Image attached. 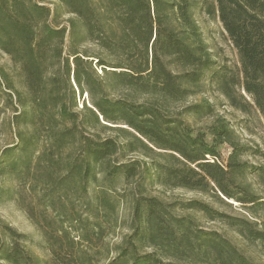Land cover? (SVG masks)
Returning <instances> with one entry per match:
<instances>
[{
  "label": "trees",
  "instance_id": "obj_1",
  "mask_svg": "<svg viewBox=\"0 0 264 264\" xmlns=\"http://www.w3.org/2000/svg\"><path fill=\"white\" fill-rule=\"evenodd\" d=\"M60 10L68 15L64 22ZM197 12L220 21L237 52V70L213 60ZM0 51L20 69L17 82L0 67L16 137L0 153V175L36 179L43 171L48 194L62 189L83 200L88 221L96 218L99 242L104 224L112 223L106 217L117 209L109 190L135 181L131 233L109 264H258L220 233L200 228L191 215L176 216L172 206L144 192L160 185L238 204L250 218L198 200L183 207L259 243L264 253L258 221L264 216V149L242 145L207 101L179 116L169 113L171 103L196 96L207 80L233 108L264 118V0H0ZM183 115L213 122L195 129ZM223 147L230 149L225 163ZM249 155L262 163L251 164L244 159ZM97 188L103 189L93 208L90 189ZM75 215L82 217L74 211L72 222ZM89 232L79 239L91 242ZM25 259L33 257L20 247H0L2 264Z\"/></svg>",
  "mask_w": 264,
  "mask_h": 264
},
{
  "label": "rangeland",
  "instance_id": "obj_2",
  "mask_svg": "<svg viewBox=\"0 0 264 264\" xmlns=\"http://www.w3.org/2000/svg\"><path fill=\"white\" fill-rule=\"evenodd\" d=\"M60 12V20L64 22L68 15H63L64 12L61 10ZM195 18L217 65H228L233 70H237L240 67L237 52L227 39L220 21L209 17L205 12H197ZM0 67H4L15 81H20V69L13 64L8 55L1 51ZM99 71L101 72L100 69ZM83 100L78 95L79 108L83 106ZM206 101L214 105L215 116L222 117L230 123L236 132L237 140L242 145L264 149V118L255 110L245 113L233 108L222 93L207 80L204 81L201 92L196 96L184 102L171 103L169 113L174 117L179 116L186 107ZM12 117L13 111L5 102L3 91L0 89V153L16 142L10 127ZM182 118L191 123L195 129L204 128L213 122V118L198 119L186 115ZM229 153L230 149L223 147L222 162H226ZM244 159L254 165L262 163V159L258 156L249 155ZM43 176V171L38 173L36 179L31 175H26L23 179L0 175V247L4 244L20 247L33 257V260L25 259V262L21 264H79L82 256L91 259L94 264H109L118 255L117 247L131 233L129 229L133 212L131 200L138 192L135 181L128 184L122 183L115 190H109L110 195L118 199L117 209L115 215L106 217L103 210L99 208V218L102 220L106 217L112 221L109 225L104 224L105 237L99 242L94 230L97 229L93 222L96 218L88 221L91 212L84 211L81 206L83 200L74 194L69 195L68 198L63 194L66 191L63 192L62 189L54 194L49 191L48 194ZM249 181L255 190L260 191L256 180L250 178ZM101 189L103 188L90 189L89 199L93 208L97 202L96 196L100 197L98 193L102 191ZM144 195L157 197L166 205L172 206L170 210L176 216H193L200 228L220 233L253 261L258 264L264 263L263 247L259 243H250L227 225L211 222L183 207L184 203L198 200L232 216H247L238 204H222L209 195L197 191L164 188L160 185H147ZM74 211L82 216L79 220V216L75 215L73 221L75 224L71 220ZM258 221L264 229V216ZM86 229L93 237L91 242L79 239V234L85 233ZM72 239L74 244L68 250L67 246L72 243ZM53 251H57L59 258Z\"/></svg>",
  "mask_w": 264,
  "mask_h": 264
}]
</instances>
